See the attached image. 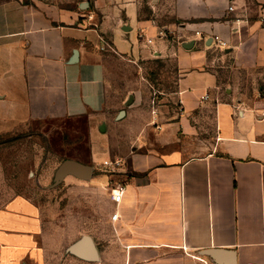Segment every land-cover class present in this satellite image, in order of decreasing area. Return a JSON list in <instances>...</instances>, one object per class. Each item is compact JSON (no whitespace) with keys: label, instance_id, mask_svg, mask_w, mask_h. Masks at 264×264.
Here are the masks:
<instances>
[{"label":"crops","instance_id":"1","mask_svg":"<svg viewBox=\"0 0 264 264\" xmlns=\"http://www.w3.org/2000/svg\"><path fill=\"white\" fill-rule=\"evenodd\" d=\"M99 1L97 12L44 0L0 3V133L33 120L102 113L105 59L110 49L126 56L120 42L132 21L139 47L150 48L145 60L175 57L180 111L161 110L154 118L145 108L146 91L135 93L125 115L129 125L117 135L139 147L116 156L121 174L102 165L113 147L106 153L99 142L91 154L102 166L95 176L92 168L91 182L112 185L78 189L91 195L92 211L98 212L95 197L104 200V231L91 228L98 261L61 250L55 233L61 225L36 218L35 204L21 199L0 209V264H107L112 258L122 264H264V10H247L241 0H174V16L183 23L164 27L174 36L169 40L157 37L155 20L139 17L135 0ZM214 35L228 47L217 48ZM134 121L135 137L127 131ZM94 134L103 133L97 128ZM120 187L116 203L112 193Z\"/></svg>","mask_w":264,"mask_h":264},{"label":"rangeland","instance_id":"2","mask_svg":"<svg viewBox=\"0 0 264 264\" xmlns=\"http://www.w3.org/2000/svg\"><path fill=\"white\" fill-rule=\"evenodd\" d=\"M4 1L6 0H0V3ZM44 1L56 4L65 10L97 12L95 5L99 0ZM117 1L120 2V0ZM135 1L138 3L139 17L155 20L160 30L167 33L166 39L173 40L172 33L164 27L170 24L181 26L183 23L174 16V0ZM241 1L247 4V10L257 12L264 10V0ZM103 2L104 0L99 1L100 4ZM132 23L133 30L127 33L126 42H120V49L128 50V53H125L126 56H120L110 49L105 59L106 88L102 113L88 114L80 118L33 120L20 124L13 130L0 133V209L12 200L24 199L33 202L36 218L61 225L60 228H56L55 233L62 238L60 248L63 251L77 242L79 237L84 235L91 237L92 225L98 224L95 232L104 231L103 198L101 195L98 199L95 197L99 203L98 212L97 209L92 211L91 195L81 194L78 189L112 188L111 184L108 187L106 184H93L91 180L80 181L73 175L58 181L63 162L82 160L84 164L94 169L93 176H95L101 173L102 166L91 160V154L95 152L94 149L99 142L102 143V147L108 148L106 153L110 150V146L115 149L107 156L113 160L116 156H128L130 147H139V144L133 142V139L130 140L128 136L117 135L124 133L129 125L126 121L127 116L119 120L118 115L122 110L131 109L132 106L125 107V102L131 94L146 91L145 108L146 111L150 110L154 118L157 114L160 115L161 110L167 111V114L180 111L173 95L180 78L175 57L164 53L145 60L150 57V48L139 47V42L136 41V23L135 21ZM141 38L139 35V39ZM132 48L143 60L132 58L130 52ZM218 52L219 50H214L213 54L216 55ZM154 108L156 111H153ZM103 124L107 129L105 132L100 131V126ZM97 128L100 133H103L100 134L102 138H96L94 131ZM138 128L139 122L134 121L127 131L135 137L138 134ZM146 137L148 138L149 135ZM106 153H101L98 158L103 159ZM119 169L112 171L107 168L106 170L120 175ZM117 181L120 182L121 178ZM115 182L114 180V184ZM49 229L50 227L46 229V232H51L53 227ZM107 262V264H122V259L112 258Z\"/></svg>","mask_w":264,"mask_h":264},{"label":"water","instance_id":"3","mask_svg":"<svg viewBox=\"0 0 264 264\" xmlns=\"http://www.w3.org/2000/svg\"><path fill=\"white\" fill-rule=\"evenodd\" d=\"M193 47V44H187L184 46V48L186 49H191ZM78 54L75 53V57ZM134 102V95L131 94L128 96L127 101L125 102V107H130L132 105V103ZM126 115V111L122 110L119 115H118V119H122L124 118ZM100 131L101 132H105L106 131V126L103 124L100 126ZM68 175H73L76 176L78 178H81L83 180H90L92 175H93V169L91 166L89 165H85L83 163H80L78 161L75 160H66L63 162L60 171H59V176H58V181H62L64 180V178ZM67 251L80 258L83 260H87V261H98L99 260V253H98V249L96 247V244L94 242V240L92 239V237L88 236V235H84L81 237V239H79L77 242H75L74 244H72ZM206 255H208L209 257L212 258H216V254L215 252L212 251H208L206 253Z\"/></svg>","mask_w":264,"mask_h":264},{"label":"built area","instance_id":"4","mask_svg":"<svg viewBox=\"0 0 264 264\" xmlns=\"http://www.w3.org/2000/svg\"><path fill=\"white\" fill-rule=\"evenodd\" d=\"M233 7H229V10H232ZM167 33L164 31V30H160L158 32V35L157 37L160 38V39H166V35ZM201 32L197 31L196 32V35H200ZM142 39V38H141ZM213 39V42H214V45L217 47V48H227L228 47V42H226L225 40H223L221 37H219L218 35H214L212 37ZM148 42H151V40H148ZM205 98H208L205 97ZM103 165L105 167H107L108 169L110 168L112 171H115L117 169H119L122 165V161L119 160V159H110V160H107L103 163ZM123 187H120V188H116L113 190V197H114V201L116 203H119L122 199V195H123ZM114 218H117V214L114 215Z\"/></svg>","mask_w":264,"mask_h":264}]
</instances>
